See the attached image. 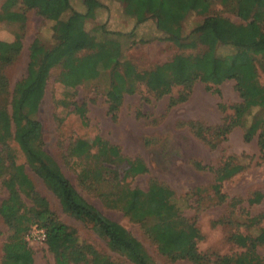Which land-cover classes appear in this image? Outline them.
I'll use <instances>...</instances> for the list:
<instances>
[{
  "label": "trees",
  "instance_id": "obj_1",
  "mask_svg": "<svg viewBox=\"0 0 264 264\" xmlns=\"http://www.w3.org/2000/svg\"><path fill=\"white\" fill-rule=\"evenodd\" d=\"M0 1V27L13 32L15 42L14 46L0 47V184L7 192V197L0 203V217L10 232L9 240L2 246V264H32L26 238L33 226L44 230L45 245L56 264H117L91 244L77 241L75 230L57 218L46 198L36 190L25 165L57 198L62 212L89 226L110 250L124 256L130 264H150L142 243L125 227L91 205L43 149L39 108L51 70L58 66L65 68L66 81L61 85L70 89L81 79H88L84 72L86 67L80 68L68 58L63 41L45 48L36 37L29 47L24 77L11 89L6 75V69L21 55L27 8L49 19L53 6L59 4L72 13L66 23L68 29L75 27L80 13L72 8L70 0ZM121 1L125 3V14L134 21L133 30L154 19L158 33L165 40L179 49L199 48L200 51L188 58L176 55L152 67L139 68L123 54L120 39L125 36L111 38L102 33L101 27V42L109 51L94 64L95 70L106 71L109 75L110 87L105 95L112 117L116 116L124 96L134 94L140 85L158 98L169 94L174 86H182L183 92L170 100L172 107L188 99L195 81L210 89V85L233 80L240 102L230 107L233 113L229 122L202 129L195 125L196 136L202 137L201 133H204L224 140L234 128L240 127L245 142L256 140L260 159L264 162V86L257 83L256 67V62L264 58V0ZM214 6L231 12L241 23L213 13ZM191 15L202 17V22L187 34L183 23ZM214 91L220 94L218 89ZM71 106L72 109L70 105L64 108V117L57 118L58 127L65 126V120L72 115L84 128L87 125L86 105L73 102ZM219 108L225 110L222 104ZM72 138L68 140L65 160L74 168L79 184L106 208L120 211L142 226L162 256L172 262L186 260L192 264H264V253L258 252V246L264 244V234L260 230L254 239L232 236L233 241L244 249L240 254L219 256L198 251L195 222L186 217L185 210L190 208L189 199L193 193L199 192L200 201L206 190L199 188L178 196L156 180L149 181L145 190L132 187L128 180L139 171H147L139 160L122 157L100 136L92 140L79 135ZM14 147L23 163L17 162L19 156L12 154ZM246 159L243 155H230L216 169L195 164L199 170L214 173L210 191L215 205L225 202L222 186L245 168ZM263 199L264 191L257 192L249 203H260ZM258 219L250 220L252 223ZM148 221H153L152 226H147Z\"/></svg>",
  "mask_w": 264,
  "mask_h": 264
},
{
  "label": "rangeland",
  "instance_id": "obj_2",
  "mask_svg": "<svg viewBox=\"0 0 264 264\" xmlns=\"http://www.w3.org/2000/svg\"><path fill=\"white\" fill-rule=\"evenodd\" d=\"M1 4L2 1L0 6ZM70 4L81 15L72 29L66 27L72 13L59 4L53 6L49 19L43 18L30 7L25 10L24 36L20 42L21 55L6 69L12 89L26 73L29 47L36 37L40 38L45 48L63 41L68 58L73 59V63L80 65V68L86 67L84 72L88 79H81L82 81L70 89L61 85L62 81H66V69L58 66L51 70L39 108L44 151L57 162L64 175L91 205L125 227L142 243L149 255L150 264L192 263L186 260L172 262L159 254L142 226L130 221L120 211L106 208L95 195L79 184L74 168L65 160L68 140L71 137L74 139L79 135L92 140L95 136H100L122 157L139 160L147 171H139L128 180L132 187L145 190L149 181L156 180L171 188L178 196L199 188L206 190L200 201L199 192L193 193L189 199L190 208L185 210L186 217L195 222L194 235L198 251L219 256L242 253L244 249L233 241L232 236L254 239L258 230L264 234V199L260 203H249L255 193L264 191V162L260 159L256 140L245 142L240 127L234 128L224 140L214 139L204 133H201L202 137H198L195 126L199 125L202 129L229 122L233 113L230 107L240 102L235 82L227 80L220 85H210V89H207L204 83L195 81L188 99L172 107L169 106L170 100L183 92L182 86H174L169 94L158 98L140 85L134 94L124 96L113 118L108 112L105 95L110 87L109 75L106 71L101 73L95 70L94 64L109 51L107 45L101 42L102 33L111 38L124 35L125 38L120 39L123 43V54L139 68L152 67L169 61L176 55L188 58L200 49L177 48L158 33L154 19L147 20L133 30L134 21L125 14V3L121 0H70ZM213 13L241 23L234 14L219 6H214ZM201 22L202 17L189 16L183 23L185 33L188 34ZM0 28V47L14 46L13 32ZM256 67L257 83L264 86V58L256 62ZM214 89H218L220 94L215 93ZM73 102L86 105L87 125L81 127L71 115L65 120V126L58 127L57 118L64 117V108L70 105L72 109ZM219 104L225 106L224 111H221ZM12 154L18 155L17 162L23 163L18 149L14 147ZM230 155L245 156V168L224 182L222 193L226 196L225 202L215 205L210 191L214 173L199 170L195 164L200 163L216 169ZM25 170L57 218L75 230L79 243L91 244L95 250L117 264H130L124 256L110 250L89 226L62 212L57 198L42 180L27 165ZM6 197L7 192L0 184V203ZM255 217L259 219L251 223L250 219ZM152 224L153 221L147 222L148 227ZM9 238L10 232L0 217V264L2 246ZM26 241L31 249L32 264H56L53 254L48 251L39 234L33 232ZM258 252L264 253V244L258 246Z\"/></svg>",
  "mask_w": 264,
  "mask_h": 264
},
{
  "label": "built area",
  "instance_id": "obj_3",
  "mask_svg": "<svg viewBox=\"0 0 264 264\" xmlns=\"http://www.w3.org/2000/svg\"><path fill=\"white\" fill-rule=\"evenodd\" d=\"M33 232H35L36 234H39L42 237V240H45V232H44V230L40 229V228H38L36 226H33L31 231L27 235L28 239L33 235Z\"/></svg>",
  "mask_w": 264,
  "mask_h": 264
}]
</instances>
